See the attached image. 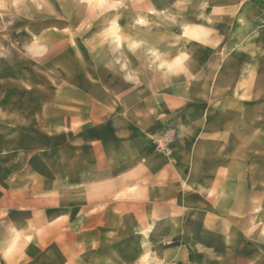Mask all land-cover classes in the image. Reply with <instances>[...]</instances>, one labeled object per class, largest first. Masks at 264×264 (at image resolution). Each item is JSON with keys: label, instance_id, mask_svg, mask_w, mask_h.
Instances as JSON below:
<instances>
[{"label": "crops", "instance_id": "1", "mask_svg": "<svg viewBox=\"0 0 264 264\" xmlns=\"http://www.w3.org/2000/svg\"><path fill=\"white\" fill-rule=\"evenodd\" d=\"M234 1L198 26L193 3L108 0L13 35L0 264H264V4Z\"/></svg>", "mask_w": 264, "mask_h": 264}, {"label": "rangeland", "instance_id": "2", "mask_svg": "<svg viewBox=\"0 0 264 264\" xmlns=\"http://www.w3.org/2000/svg\"><path fill=\"white\" fill-rule=\"evenodd\" d=\"M108 0H0V57H2L3 67H9V60H5L4 57L9 56L13 58V35L21 37L25 34L26 27L29 29H39L41 21L55 22L59 18L70 19L77 16L81 19L87 18L86 16L92 14L93 20L100 21L105 19L102 7ZM131 4L137 5L140 0H127ZM179 5L185 3H193L195 5L194 22L201 26L202 24V11H197V5L201 8L202 4L214 5L217 3H234V0H174ZM237 3H258L264 4V0H238ZM77 6V7H76ZM80 6H86L88 9H92V12L79 8ZM180 14V13H179ZM116 18V17H115ZM27 24V23H32ZM124 29L116 27L113 24L108 29L106 35L108 38L115 41L117 45H120V36L124 32ZM200 31L202 28L194 27L192 30L195 37H200ZM14 46H16L14 44ZM21 45H17L20 47ZM13 66V60H12ZM164 136V135H163ZM162 136V137H163ZM158 140L155 143V149L157 150ZM170 143L168 144L169 148ZM166 154L162 151H159Z\"/></svg>", "mask_w": 264, "mask_h": 264}, {"label": "built area", "instance_id": "3", "mask_svg": "<svg viewBox=\"0 0 264 264\" xmlns=\"http://www.w3.org/2000/svg\"><path fill=\"white\" fill-rule=\"evenodd\" d=\"M171 143L169 134H165L161 139L160 143L157 144V150L167 153L168 144ZM163 264H177L175 261H168Z\"/></svg>", "mask_w": 264, "mask_h": 264}]
</instances>
